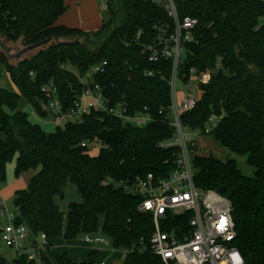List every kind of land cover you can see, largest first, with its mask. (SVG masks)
Wrapping results in <instances>:
<instances>
[{"label": "trees", "instance_id": "obj_1", "mask_svg": "<svg viewBox=\"0 0 264 264\" xmlns=\"http://www.w3.org/2000/svg\"><path fill=\"white\" fill-rule=\"evenodd\" d=\"M181 19L195 18V41L185 43L181 73L210 72L201 86L196 107L182 116L192 131L209 133L224 148L246 157L253 177L243 175L233 160L194 158L195 184L230 199L237 228L235 246L246 264H264V0H174ZM67 7L64 0H0V37L22 47L56 37L32 57L21 61L0 53V80L9 74L19 93L0 87V181H6L7 166L16 159L15 176L37 172L25 190L18 191L13 205L17 224L28 227L34 237L46 235L50 246L41 254L43 264H94L99 253L72 261L68 254L55 255L51 240L74 241L80 234L102 231L115 250L128 249L122 264H164L160 257L140 251L148 241L152 221L138 210L140 198L125 191L147 174L164 175L175 160L174 148H162L174 131L159 111L170 104V61L151 62L144 49L157 40V24L171 23L162 9L148 0H109L111 19L98 32L56 25ZM78 43H74L76 40ZM92 46H97V50ZM108 62L98 76L105 95L114 103H127L130 113L144 111L155 117L146 128L125 125L120 119L93 110L81 122L58 126L46 133L19 110L21 98L35 105L41 116L49 98L43 89L53 84L64 110L74 107L83 90L90 87L93 66ZM13 62V63H12ZM219 67L217 68V65ZM74 68L76 73L73 72ZM151 72L152 75L147 74ZM101 144L96 156L84 142ZM68 183L82 198L67 213L56 197H64ZM0 264H37L28 256Z\"/></svg>", "mask_w": 264, "mask_h": 264}, {"label": "built area", "instance_id": "obj_2", "mask_svg": "<svg viewBox=\"0 0 264 264\" xmlns=\"http://www.w3.org/2000/svg\"><path fill=\"white\" fill-rule=\"evenodd\" d=\"M102 1L108 8L109 0ZM148 1L165 11L172 20L171 23L154 27L158 33L157 40L146 46L143 52L149 55L151 62L165 59L172 64L170 104L159 114L171 125L174 135L160 147L174 148L175 160L171 170L164 175L147 174L138 177L132 184L124 183L126 192L140 198L138 210L148 214L152 221L151 235L148 241L141 239L140 251L160 257L164 264H246L235 246L237 228L233 203L213 190H202L196 186L194 158L198 156L197 143L182 123V116L191 112L200 101L201 86L208 84L212 78V73L199 75L195 69H191L189 74L181 73L185 43L195 41L199 21L190 17L181 19L174 0ZM107 67L108 62L104 61L91 68L88 75L90 87L83 90L69 110H64L53 84L43 89L49 98L47 106L60 126L71 121L81 122L82 117L93 110L136 128H146L155 122V117L147 108L131 114L127 103H114L105 95L96 78L104 75ZM147 75L151 76L152 73ZM193 78L196 79L195 84H191ZM180 84L184 86L182 91L179 90ZM216 124L217 117L212 116L206 134L198 132L209 135ZM90 144L87 141L82 146ZM16 219V212L0 200V239L5 248L13 250L12 261L24 256L40 261L41 254L50 246L49 240L44 234L34 237L28 227L17 224ZM85 242L95 247L94 250L103 244L110 246L109 241L98 235H87ZM124 251L126 257L130 250Z\"/></svg>", "mask_w": 264, "mask_h": 264}, {"label": "rangeland", "instance_id": "obj_3", "mask_svg": "<svg viewBox=\"0 0 264 264\" xmlns=\"http://www.w3.org/2000/svg\"><path fill=\"white\" fill-rule=\"evenodd\" d=\"M99 9L101 13V18L106 24L111 19V13L108 10L106 4L99 0ZM262 22H264V19H262ZM9 45H14L7 42ZM93 49L97 50V46H92ZM40 50V49H39ZM39 50H36L26 56L32 57L33 55L37 54ZM1 53V51H0ZM25 59V58H22ZM13 63V62H12ZM73 72L76 73V70L74 68ZM196 79L191 80V84H195ZM0 87L3 89H6L10 92L19 93L18 88L14 85L11 78L6 76V74H3L2 79L0 80ZM184 89V86L182 84L179 85V90L182 91ZM198 90H196L195 94L197 95ZM42 107L44 110L48 111L47 116H41L40 113L37 111L35 105H33L31 102L27 101L25 98H21L19 110L28 114L29 119L31 123L35 125L41 126V128L46 133H53L55 132L56 128L60 126L58 120L55 119L52 112L49 110V107L42 104ZM187 133L191 134L192 137L195 139L197 143V155L199 157H211L215 158L220 161H228L233 160L237 164L238 170L245 176L253 177L254 175V168L247 164L246 157L240 156L226 148H224L222 145H220L218 142H216L211 136L209 135H202L198 131H192L190 129L186 130ZM5 135H0V146L4 142ZM170 144V143H169ZM101 148L100 143H92L89 145L90 154L92 156H96ZM15 165H16V159H14L10 164L7 166V185H14L15 183L19 182L15 186H21L20 180L15 179ZM17 180V181H16ZM0 183H6L1 182ZM81 200V196L79 195L77 188L74 184L68 183L66 187L64 188V197H56V204L59 206L60 210L62 212H67L68 207L71 203H80L78 200ZM8 202V208L11 211L16 212V209L13 205V197ZM41 235V234H40ZM39 235V236H40ZM101 236L105 238L107 241H109L110 246L107 247L103 244L99 247H96V250H99V253L96 257L94 264H122L125 259V249L121 250H115L112 246L111 239L106 236L102 231L92 234V236ZM38 236V237H39ZM36 237V238H38ZM86 235L80 234L76 240L74 241H67L64 238H60L57 240L52 241V244L55 246L53 248V251L55 252V255L62 256L64 254H68L69 258L74 262H81L87 258H89V255L92 250L95 249V247H91L89 244L85 242ZM29 241V239H28ZM27 242V240H26ZM51 242V241H50ZM0 256L5 257L7 260L12 261L13 259V250L5 248L4 245L1 242L0 239ZM37 264H43L40 261H37Z\"/></svg>", "mask_w": 264, "mask_h": 264}, {"label": "crops", "instance_id": "obj_4", "mask_svg": "<svg viewBox=\"0 0 264 264\" xmlns=\"http://www.w3.org/2000/svg\"><path fill=\"white\" fill-rule=\"evenodd\" d=\"M64 2L67 7V10L64 13V15H62L58 19L56 25L65 26L71 29H78L85 33L98 32L104 26V22L101 18V13L99 9V3H100L99 0H64ZM6 76L10 77L9 74H6ZM5 141H6V137L4 139V142ZM4 142L1 144V146L4 144ZM36 173L37 172L34 171H28L23 173L18 178L15 177V179L20 180V183L22 184L21 186H15L19 182L15 183L14 185H9V184L7 185V180L6 183H0V200L4 201L8 206L7 199L9 200L10 198L13 197V201H14L16 193L18 191L25 190L29 186L32 178L36 175ZM78 201L81 202L82 198L81 200L79 199ZM54 240H51V244L52 241ZM54 247L55 246L53 245V248Z\"/></svg>", "mask_w": 264, "mask_h": 264}, {"label": "water", "instance_id": "obj_5", "mask_svg": "<svg viewBox=\"0 0 264 264\" xmlns=\"http://www.w3.org/2000/svg\"><path fill=\"white\" fill-rule=\"evenodd\" d=\"M80 39L76 40L74 43H78ZM55 41L57 44L66 45L68 42H61L57 37L55 39L49 38L42 42H39L34 45L22 47L18 44L9 45L3 38L0 37V51L3 55H5L8 59L14 61H21L22 58H26V56L36 50H42L45 47H48ZM39 50V51H40Z\"/></svg>", "mask_w": 264, "mask_h": 264}]
</instances>
